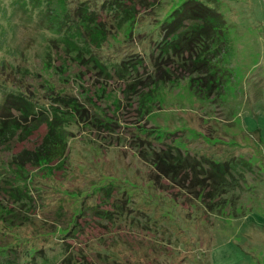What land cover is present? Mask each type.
Returning a JSON list of instances; mask_svg holds the SVG:
<instances>
[{
  "label": "rangeland",
  "instance_id": "obj_1",
  "mask_svg": "<svg viewBox=\"0 0 264 264\" xmlns=\"http://www.w3.org/2000/svg\"><path fill=\"white\" fill-rule=\"evenodd\" d=\"M186 1L145 0L123 24V8L99 13L101 71L58 43L39 10L0 0V264H264V0H202L225 20L205 84L175 57L170 79L153 60ZM124 60L137 69L125 74ZM24 84L44 98L28 118L25 104L3 107ZM59 94L79 98L88 118L67 128L64 161L28 162L13 189L23 172L13 159L43 144L53 115L42 104ZM171 144L220 164L225 185L209 196L211 183L203 195L160 176L155 152Z\"/></svg>",
  "mask_w": 264,
  "mask_h": 264
},
{
  "label": "trees",
  "instance_id": "obj_2",
  "mask_svg": "<svg viewBox=\"0 0 264 264\" xmlns=\"http://www.w3.org/2000/svg\"><path fill=\"white\" fill-rule=\"evenodd\" d=\"M18 1L25 12L29 11V13H32L33 9L39 10L40 13L44 15L48 25H50L49 29L59 35V37L55 39L58 43L63 42L67 47H71L73 51L78 52L81 58H83V62L87 59L90 65L95 66V68L101 71H105L108 66L105 65L106 62L103 63L102 57L100 58L97 54L92 52L93 44L94 47L95 44L100 47L102 46L103 40L108 37L107 32L103 29L104 20L99 13H118L120 9L123 8L122 11L124 15L120 19L121 24H123L133 18H137L138 14H136V9L139 7L138 5H140V3L145 2V0H84L81 2L80 6L73 10L69 8L67 0H56L58 5L54 4L55 0ZM29 3L31 4V9L29 8ZM159 3L160 2H158L155 7L159 5ZM93 4H95V6ZM97 7L99 9H97ZM60 18H64V20H62L64 23L63 27H60ZM177 18L180 20L175 21ZM76 20L77 22H75ZM172 20L174 21L173 23L171 21V23H164L162 26V29L166 26H170L171 33L170 39L165 41V43L168 44L159 48V55L155 56L153 59L156 69L164 73V71L170 67L167 65L168 61L171 60L170 58L173 60L175 57L176 60L181 61V65L186 71L190 70L189 73L203 74L199 80L200 83H204L205 81L203 78L208 76L209 73L213 75L217 73V71L213 70L215 68L212 69V65L215 66L217 64L212 61H214L215 58L217 59L216 54L219 53L225 45V42H223L222 47L221 44H219V41L224 37V30L222 28L225 25V20L220 13L203 4L202 0L186 1ZM187 20L192 21L193 24L188 27L183 25L184 21ZM174 23H176V25ZM73 27H75V29ZM87 53L88 58H84ZM211 56L214 57L212 61ZM80 61H82V59ZM131 63L132 62L126 63L124 60L122 64H119L126 66L127 73L125 74L130 73L129 67ZM137 64L139 65V62ZM132 67H136L137 69L136 62L132 63ZM166 72L168 73L166 75L170 79L172 74L168 70ZM160 75L158 79H166V75L163 76L164 74L162 73H160ZM3 79H5L4 81L13 83V80L9 79L8 76ZM158 79L156 81L159 82ZM206 79L207 78H205V80ZM13 84L15 85V83ZM27 87L28 86H25V84L24 86H18L16 89L18 95L9 94L3 107L12 101L25 104L28 106V110L27 112H22L26 118H28L30 113L35 114L39 112L38 110L34 112V108L36 107L35 103H42L43 101L41 98L43 97L30 96L26 89ZM61 95L62 94H59L53 97V99L57 101V106H54L52 109H49L47 104H42V108L50 110V113L53 115V117L50 118L52 120H47L49 131L43 144L33 152L26 150L20 153L19 156L17 155L14 157L13 164L16 165V169L23 172L22 174L18 173L13 178L12 182L15 184V186H12L14 187L13 189L18 188L19 184L25 181V176L23 175H25L26 171L24 168L28 165V162H30L29 164L43 163L45 166H50L54 169L52 165L54 160H59L58 163L64 161L68 153L66 142V138L68 137L67 128L77 119L81 121L88 118V107L85 106L79 98L71 95L67 96V94ZM64 108H66V110H64ZM13 128L15 129L16 127L14 126ZM16 130H18V128ZM189 154L183 149L171 144L162 154H160V152H155L154 165L159 169L160 176L162 173L167 176L172 174L177 178V180L174 178V181L185 188H193L195 190L198 188L200 191H204L205 188L206 191V187L211 183L209 188L213 189L208 192L209 196L214 195L219 188L225 185L226 181L225 173L223 174L220 171V164L208 160L209 162L206 161V165L208 164L207 166L209 168H206L205 164H202V158L197 156L191 157ZM218 170L219 173L217 172ZM180 172L184 173L182 181L178 180ZM205 173L207 174L205 175ZM25 192H27L26 189ZM27 195H30L29 192ZM16 197L18 198L17 195ZM70 231L67 232V234L70 233ZM75 261V259L71 258L66 261V264H77ZM84 261L87 260H83V262Z\"/></svg>",
  "mask_w": 264,
  "mask_h": 264
},
{
  "label": "bare ground",
  "instance_id": "obj_3",
  "mask_svg": "<svg viewBox=\"0 0 264 264\" xmlns=\"http://www.w3.org/2000/svg\"><path fill=\"white\" fill-rule=\"evenodd\" d=\"M163 36H165V35H163ZM159 38H160V36H159ZM162 39H163V38H162ZM160 41H161V40H160ZM160 41H159V42H160Z\"/></svg>",
  "mask_w": 264,
  "mask_h": 264
}]
</instances>
